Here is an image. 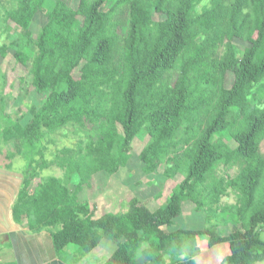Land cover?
Here are the masks:
<instances>
[{"label": "trees", "instance_id": "obj_1", "mask_svg": "<svg viewBox=\"0 0 264 264\" xmlns=\"http://www.w3.org/2000/svg\"><path fill=\"white\" fill-rule=\"evenodd\" d=\"M14 1L6 20L23 40L37 13L47 18L33 41L36 59L12 45L19 63L31 62L30 81L43 100L26 124L9 122L2 140L22 155L24 144L67 126L80 138L57 156L66 181L49 177L32 191L37 166L47 163L33 160L24 170L15 222L31 233L50 231L65 264H77L103 240L114 245L104 264H139L138 256L143 264H197L195 238L202 235L209 247L229 244L222 264L263 262L264 0H79L77 8L71 0ZM8 48L0 42V56ZM141 128L149 136L139 154L143 171L164 165L167 179L184 172L183 180L156 210L133 197L126 212L94 217L83 192L97 173L125 167V140ZM221 167L238 172L225 178ZM73 176L79 180L71 189ZM196 185L204 195L195 211L206 227H177ZM229 191L236 201L223 206ZM227 217L231 232L216 234L211 223Z\"/></svg>", "mask_w": 264, "mask_h": 264}, {"label": "rangeland", "instance_id": "obj_2", "mask_svg": "<svg viewBox=\"0 0 264 264\" xmlns=\"http://www.w3.org/2000/svg\"><path fill=\"white\" fill-rule=\"evenodd\" d=\"M79 0H71L73 8H77ZM15 7L14 0H0V34L1 44L9 46L6 56H0V166L8 170L24 172L30 166L31 161L35 160L37 164H42L45 160L47 167L37 166L38 177L31 184L32 191L49 177H58L66 181L64 171L58 165L57 156L64 148L73 147L79 142V136L74 131L75 128L67 126L56 132H47L41 141L35 144H24L22 146V155H18L17 148L13 144H5L1 137V131L12 120H20L22 124L30 119V110L38 107L43 100L42 95L38 94L33 88L30 81V61L28 66L19 63L15 56L17 46L22 45L24 52L29 54L31 60L38 57V49L34 44V39L38 35L42 26L46 23L47 18L43 13H37L30 27V39L23 40L22 30L12 22L6 20V11ZM156 20H163L162 16H155ZM236 45L241 48L246 44L235 40ZM149 142V136L146 128L139 129L136 133L125 140V145L129 149L130 158L125 167L121 168L115 175H108L104 172L97 173L93 177L90 188L83 192V197L90 199L91 210L94 217H102L107 213H124L128 210V203L133 197H137L150 210H155L166 204L174 188L183 180L184 172L178 173L173 179H167L164 176L165 166H161L155 173L146 174L143 171V164L139 159V154ZM230 145H235L230 142ZM11 153H14L12 156ZM43 158V159H42ZM237 168L226 169L221 167L218 173L225 178L234 177L237 174ZM78 176H73L68 185L74 189L78 183ZM263 182H261V187ZM30 189V190H31ZM261 194V189L258 195ZM204 192L200 185H196L189 200L184 204L181 216L176 220L175 225L180 228L189 230H198L206 227L205 217L195 211L196 205L200 202ZM236 201L233 192L229 191V196L223 198L222 205H232ZM224 224L216 226V221L210 226L218 235H227L231 232L230 217H227ZM260 238L264 240V225L258 229ZM209 236H199V246L202 254L199 256L204 264H221L217 262L218 254L223 250L225 244L218 247L205 249L202 239H208ZM210 239V238H209ZM112 245L108 253L104 245ZM105 251L103 253L102 251ZM114 245L108 240H103L100 245L91 253L89 259L91 264H103L113 254ZM204 253V254H203ZM198 257L197 263L201 261ZM139 264H143L144 259L138 256ZM198 264H201L198 263ZM257 264H264L259 262Z\"/></svg>", "mask_w": 264, "mask_h": 264}, {"label": "crops", "instance_id": "obj_3", "mask_svg": "<svg viewBox=\"0 0 264 264\" xmlns=\"http://www.w3.org/2000/svg\"><path fill=\"white\" fill-rule=\"evenodd\" d=\"M24 179V172L8 170L0 166V264H65L54 251L50 231L31 233L24 224H18L14 220L13 207L22 189ZM202 241L203 244L200 245L203 247L209 245V238L202 239ZM195 243L199 251L195 258L197 262L198 257L205 251H202L198 244L200 243L199 236L195 238ZM108 244L102 247L107 253L108 249L113 247ZM222 244L225 245L217 259V262L220 261L221 264L223 259L230 254L229 244ZM219 245L210 247V249ZM102 252L105 253L104 250ZM88 255L77 264H91ZM201 257L199 258L201 259ZM200 262L204 264L202 259Z\"/></svg>", "mask_w": 264, "mask_h": 264}]
</instances>
